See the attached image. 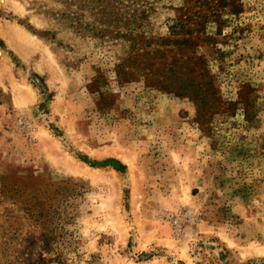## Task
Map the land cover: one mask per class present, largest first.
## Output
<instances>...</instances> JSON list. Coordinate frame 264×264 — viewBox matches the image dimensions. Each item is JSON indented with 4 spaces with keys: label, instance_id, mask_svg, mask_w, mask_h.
Segmentation results:
<instances>
[{
    "label": "rangeland",
    "instance_id": "rangeland-1",
    "mask_svg": "<svg viewBox=\"0 0 264 264\" xmlns=\"http://www.w3.org/2000/svg\"><path fill=\"white\" fill-rule=\"evenodd\" d=\"M106 1L0 0V264H264V0ZM134 9V34L215 39L203 123L118 78Z\"/></svg>",
    "mask_w": 264,
    "mask_h": 264
},
{
    "label": "trees",
    "instance_id": "trees-1",
    "mask_svg": "<svg viewBox=\"0 0 264 264\" xmlns=\"http://www.w3.org/2000/svg\"><path fill=\"white\" fill-rule=\"evenodd\" d=\"M96 1L98 3L105 2V4H100V9L107 13L109 2L106 0ZM119 1L120 0H114L116 6L113 7L115 11H119L120 9L119 5L121 2ZM218 2L219 8L226 7V0H219ZM233 8L234 7H232V13L235 12V8ZM144 13V10L134 9L132 13L128 14V18L124 21V26L129 27L127 33H130L129 35L132 37V53L124 58L117 66L118 78L125 81L140 76L148 86L182 96L188 95L194 100L200 121L203 123L202 118L210 109L220 107V97L215 88L214 77L208 70L204 56L196 55V47L199 45L198 40L209 45L212 44L215 39L205 36V38H177L172 41L167 38L152 39L134 34L133 31L140 28L143 23ZM210 15L215 18L220 17L215 10H213ZM201 17L203 19L204 16ZM123 19V16L116 17V21H122ZM186 19H189V17H186ZM184 23L185 21L183 19L182 23L179 21L174 23V28L171 27L174 31L177 29L174 34H179V31H181L180 29L182 28L183 30L185 28ZM198 25H202V23ZM186 32L187 35H193L191 29H187ZM173 45L176 46L175 48L179 50V54L182 53V55L176 54ZM183 60L185 61L182 62V67L178 66ZM179 72H182V74ZM173 75L176 76V81H179L178 83H180L182 79V91L178 90L179 86L174 88L177 84L174 82L175 76L173 77ZM171 79L172 83H168ZM170 87L172 89H170ZM232 106L233 104L229 103V108Z\"/></svg>",
    "mask_w": 264,
    "mask_h": 264
}]
</instances>
